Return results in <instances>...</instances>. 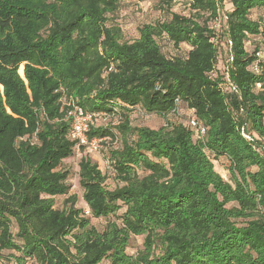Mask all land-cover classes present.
<instances>
[{"label":"trees","instance_id":"16d2710c","mask_svg":"<svg viewBox=\"0 0 264 264\" xmlns=\"http://www.w3.org/2000/svg\"><path fill=\"white\" fill-rule=\"evenodd\" d=\"M139 1L185 2L189 16L170 13L126 42L111 19L118 0H0V264L9 251L18 253L14 264H264V55L256 57L264 46L246 49L264 38L252 18L264 0H228L223 71L221 39L207 23L216 0ZM76 107L118 121L89 136L122 135L105 153L120 186L108 189L82 153L85 207L70 196L59 209L55 198L71 188L61 165L75 152ZM189 110L206 126L204 141L186 123L129 125L134 111ZM92 219L107 221L98 230ZM135 237L141 248L130 254Z\"/></svg>","mask_w":264,"mask_h":264},{"label":"rangeland","instance_id":"374dc122","mask_svg":"<svg viewBox=\"0 0 264 264\" xmlns=\"http://www.w3.org/2000/svg\"><path fill=\"white\" fill-rule=\"evenodd\" d=\"M228 0H221L220 2V15L221 13H225L228 5ZM189 7L185 2H176L173 3L170 7L166 4L158 3V2H143L139 0H118V8L116 12L112 15L111 19L114 23H116L123 34V39L126 42H132L138 36V29L143 25L154 24L156 22H163L167 17H169L170 13H177L185 16H189ZM252 18L260 21L262 30H264V8L253 11ZM206 17L203 18L205 20ZM201 20V22H205ZM208 26L211 28V22H207ZM226 29L225 26H221L218 30L217 34L220 37L221 47H220V58H219V70L223 71L228 63H230V51L228 46L226 45L227 37H226ZM163 51L167 54L168 48L165 46V43L161 41L160 43ZM257 45L264 46V38L258 37L250 40V42L246 45L247 51L251 52ZM189 49L188 46L182 45L181 51L186 52ZM22 69V67H20ZM129 116V125L131 127H147L150 129L157 130L166 124H185L186 123V115L179 114L177 116H169V117H161L158 115L144 116L139 111L131 112ZM99 126V125H98ZM114 131L117 132L115 127H111ZM119 141L121 143L122 135L119 134ZM82 154L77 153L74 154L64 160L62 162L61 168L65 171L69 172V183L71 185L69 194L67 196H58L56 197V207L62 208L65 205V200H67L70 196L76 197L75 208L83 209L85 204L82 200V191L78 185V163ZM94 162H96L101 169L102 172L105 173L107 180L105 185L108 189H114L117 186H120L119 183L114 179L112 173L109 169H107V163L104 161L105 156L97 157L92 156ZM214 168L216 172H218L224 179H227V173L225 172V162L222 160L214 161ZM110 220H115V217H110ZM107 219H92L91 224L101 230ZM11 232L15 234L16 228L12 223ZM142 237H135L131 243L130 248L128 249V253L134 254L138 249L141 248ZM4 260L6 264H14V259L10 258V255L17 256L18 253L14 251L4 252ZM102 264H107V262H103Z\"/></svg>","mask_w":264,"mask_h":264},{"label":"built area","instance_id":"2783aa9c","mask_svg":"<svg viewBox=\"0 0 264 264\" xmlns=\"http://www.w3.org/2000/svg\"><path fill=\"white\" fill-rule=\"evenodd\" d=\"M220 2L221 0H216L217 14L216 17L211 20V29L216 34L218 30L221 28V26H225L226 29V24L228 20L229 5L227 3L228 7L225 13H221L220 15ZM226 45L228 46V49L230 51L231 42L226 41ZM263 55H264V51L258 52L256 54V57L262 58ZM230 62H231V58H230ZM252 70L256 73H258L259 71L257 65H254L252 67ZM225 80L228 88H230L232 91H235V87L229 81L227 74L225 75ZM175 103H176V109L174 110V113H176L178 110L179 101L176 100ZM69 116L71 118V123H70L68 136L69 139L75 143V151L77 153L79 154L83 153L86 155L103 158V156H105V153L109 149H117L120 146L119 138L116 135L108 134L102 137H92V138L89 136L90 131L93 128H96L100 124L105 127L117 125L118 121L116 119L112 120L110 115L105 113L99 115L93 113H87L81 110L80 108L76 107L74 108L73 112L69 114ZM186 125L190 129L193 138L196 141H204L207 131L206 126L202 121L196 118L193 110H189L186 114ZM241 135L246 140L248 141L250 140V136L244 131L243 128L241 129ZM104 161L107 163V169H109L108 162L106 160ZM84 215L85 216L90 215L88 209H85Z\"/></svg>","mask_w":264,"mask_h":264}]
</instances>
